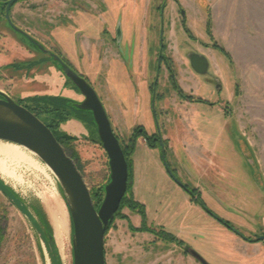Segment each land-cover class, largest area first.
<instances>
[{
    "label": "rangeland",
    "instance_id": "rangeland-1",
    "mask_svg": "<svg viewBox=\"0 0 264 264\" xmlns=\"http://www.w3.org/2000/svg\"><path fill=\"white\" fill-rule=\"evenodd\" d=\"M104 1L107 5L101 7L94 0L17 3L11 12L29 35L12 30L0 32V91L28 109L45 110L37 113L38 119L45 125H55L57 137L73 138L64 142L63 148L72 157L98 207L104 195L102 186L109 177L108 158L91 113L76 108L83 101L82 94L53 55L63 58L87 77L114 133L123 142L136 125L144 126L148 133H153L158 125L167 139L164 161L178 182L200 189L207 210L228 221L235 230L244 234L259 231L264 222V117L260 118L261 124L253 125L249 111L254 112V92H264L262 80H251L262 71L257 64L264 62V53L231 50L232 38L227 29L217 34V0H137L140 13L133 14L125 7L126 0L113 6ZM163 1L168 3L164 11L165 54L171 58L169 67L182 93L170 85L163 68L157 99L150 106L148 96L136 83L153 81L155 55L151 49L147 54L145 51L148 46L158 47L161 24L155 8ZM127 2L128 7H133L134 0ZM146 5L150 8L145 18ZM228 6L230 9L231 4ZM181 10L185 12L183 20ZM107 11L113 13L110 24L104 22ZM140 17L139 28L146 29L142 36L134 30ZM116 18L121 25L122 38L116 45L120 51L114 41ZM182 21L188 32L182 29ZM30 38L44 49L35 48ZM188 52L207 59V75L219 79L220 93L211 80H205L206 76L191 71ZM124 55L129 56L125 64ZM190 94L207 101L222 100L230 117L222 115L220 105L210 107L184 99ZM216 121L223 124L222 131L215 130ZM130 159L132 196L144 206L148 231L162 237L163 228L185 241L189 238L192 249L209 264L226 259L227 253L216 246L225 230L217 228V223L201 212L166 174L158 151L139 140ZM15 173L20 181H8L7 186L34 214L42 216L53 234L55 217L64 218L65 256L67 264H72L71 220L56 178L35 155L31 165L19 166ZM141 222L136 211L127 207L119 211L105 234L106 264H180V250L157 243L154 234L135 231ZM0 234V264H46L36 232L1 193ZM202 238L208 239L207 244Z\"/></svg>",
    "mask_w": 264,
    "mask_h": 264
},
{
    "label": "water",
    "instance_id": "water-1",
    "mask_svg": "<svg viewBox=\"0 0 264 264\" xmlns=\"http://www.w3.org/2000/svg\"><path fill=\"white\" fill-rule=\"evenodd\" d=\"M16 1L11 0L7 10ZM6 18L8 19L7 15ZM31 41L35 46L36 41L34 39ZM53 56L59 68L82 94L83 101L76 108L91 113L99 141L108 158L109 177L102 186L104 195L101 203L98 207L94 206L90 191L76 164L66 154L47 125L26 107L19 105L1 91L0 142L16 144L33 153L56 178L71 220L72 264H106L105 233L127 190V162L94 90L57 56ZM190 64L200 75L205 74L208 68V61L202 55L193 54L190 57ZM0 193L29 221L42 246L46 264H60L54 234L44 231L36 214L1 178Z\"/></svg>",
    "mask_w": 264,
    "mask_h": 264
},
{
    "label": "flooded vegetation",
    "instance_id": "flooded-vegetation-1",
    "mask_svg": "<svg viewBox=\"0 0 264 264\" xmlns=\"http://www.w3.org/2000/svg\"><path fill=\"white\" fill-rule=\"evenodd\" d=\"M10 1L11 0H0V32L1 31L9 32L10 30H12L14 32H20L24 35H26V34L29 35L27 32H25L21 29L22 27H20L19 23L15 20V18L13 16V12H11L12 8L17 3L24 1V0H17L13 4H11L7 10V6H8V3ZM107 1L109 3L111 2V6H113L117 1H119L121 3L122 0H107ZM127 1L128 0L125 1V5H126L125 7H127L131 11V14L140 13L139 7L137 6V0H134L133 7H131V6L128 7ZM175 1L176 0H172V2H175ZM94 2L96 4V6H100V7L102 6V4L107 5L104 0H94ZM167 4L168 3L166 1L159 2L155 8L157 11V14L159 16V17H157V20L161 24V35L158 36V43H157L158 47H157V49L154 48V46H152L153 47L152 48L150 46L147 47V45H146L147 49H146L145 53L147 54L149 52V49H151L150 50L151 54L153 53L155 55L152 58V63L155 66V73H154L153 78L151 79L153 81L148 83L147 80H138L139 83H136V85L144 92L145 96H148V98H149L148 100H150L149 101L150 106H151V104H153L154 99H157L159 74L161 73V70L163 68H165L166 73H167L166 79L170 82V85L173 88H174V86L172 84V81L175 84V80H177L174 76V73L172 72V69L169 67V63L171 62V58L166 56V54H165L166 45L163 42L164 33H165L164 11L166 9ZM149 6L150 5H148V7H147V5H146V12L144 14L145 18H146V14L150 8ZM112 14L109 11H107L105 13V15H106V19L104 21L105 23L110 24ZM180 14H181L182 20H183L184 16H185V12L183 10H181ZM6 15L8 16V19L6 18ZM141 16H142V13H141ZM140 20H141V17L139 18V22L134 29L135 33L137 32L138 36H142L143 34L146 33L145 28H143V27L139 28L140 27ZM181 26L185 32H188V28L186 27V24L184 21H182ZM98 27H99V25H98ZM121 38H122L121 37V25H120V22L117 21V18H116V22L114 25V41H115V47L117 48V50H119V48L116 45L119 44V41L121 40ZM35 43H36L35 48H37L38 50H43L42 45L40 43H37V42H35ZM21 44L25 49H27V51H29L24 42H22ZM133 50H134V48L132 49V51ZM220 53H222V52L220 51ZM193 54L201 55V54L195 53V52L194 53L188 52L186 54L187 55L186 57L188 59L191 71L198 76H202V77L206 76L205 80H211L212 81L211 83L212 84L214 83V85L217 88L216 90L220 93L221 92V90H220L221 86L219 83V79L207 75L208 74V68H207L206 73L203 75L197 74L192 69L191 64H190V57ZM29 55H30V52H29ZM124 56L126 57L125 61H124V64H125L129 60V56H127V55H124ZM58 58L72 72H74L76 75H78L80 78H82L83 80H85L87 82V80H88L87 77L83 76L81 73H78L77 70H75V68L72 66L71 63L65 61L63 58L62 59L60 57H58ZM208 65H209V62H208ZM232 96H234V94H232ZM184 99H186L187 101H189L193 104H195V103L206 104L210 107H214L216 104L220 105V112L222 113V115H224L225 117H230V113L228 112L227 107L226 106L224 107V105H222V103H221L222 100L221 101L218 100L216 102L215 101H207V100H204L202 98L193 97L191 94L188 96H185ZM131 100L133 101V98H131ZM137 101H138V99H136V102ZM29 110L33 111L31 113H33L35 116H37V113L45 111L39 107L29 109ZM47 111H48V109H47ZM231 116H232V113H231ZM47 127L50 129L51 132H54V130L56 129V126L53 124H49V125H47ZM129 133H130L129 137H128V140L126 142H123L120 139V137L117 134H115L118 141H119L121 148L126 149V148H129V146L134 145V150H135L136 145L139 142V140H142L148 148L155 149L156 151H158L159 156L164 163L166 174L169 175V177L175 182V184L186 194V196L193 202V204H195V206L201 210V212H204L207 216L211 217L213 219V221H215L217 223L216 224L217 228L221 227L223 229V231L225 230L224 232H222V237L219 239V241L216 242V246L220 245L223 248H225L226 250L227 249L230 250L232 247L235 246V244L233 243V240L235 238L245 245H248V246L260 245L262 248H264V222L261 223V229L259 231L253 230V231H250V234L241 233L240 231L235 230L233 228V226H231L229 224L228 221H225L224 219L218 218L211 211L207 210V207H206V205L202 199L203 194H202V191L200 189H195L194 187H191V186H188V185H185L183 183L178 182L177 178L175 177L173 170H171L169 165L167 163H165V161H164L165 160V153H167V139L163 137L162 129H160L158 125H156V130L153 133H148L146 131L145 127L142 125H136L135 127H132V129ZM132 155H133V153H132ZM163 157H164V160H163ZM132 184H133V179H132ZM141 227H142V222H141V225H139V228H141ZM160 229L163 232V234H167L171 240H167L164 237H161L158 235L156 236L154 234V232L153 233L147 232V231H143V232H145L147 234H151L152 236L154 234L155 236H153V237L156 241H158L157 243L162 242V243L170 244V246L174 247L175 249L180 250L181 251L180 260H179L180 264H209L203 259V256L199 255L196 251H194L192 249L190 243L187 242V241H189V238H187V241H185L184 238L180 239L178 236L171 234V233H168L163 228H160ZM104 240H105V238H104ZM207 241H208L207 238H202V242L204 244H207ZM104 254H105V249H104ZM216 264H264V253L256 255V254H253L251 252V253H249L248 258L242 259L238 255H235L231 252H228L227 258L220 260L219 263H216Z\"/></svg>",
    "mask_w": 264,
    "mask_h": 264
},
{
    "label": "crops",
    "instance_id": "crops-1",
    "mask_svg": "<svg viewBox=\"0 0 264 264\" xmlns=\"http://www.w3.org/2000/svg\"><path fill=\"white\" fill-rule=\"evenodd\" d=\"M229 4H231L230 9ZM215 6L217 34L219 35L221 30L227 29L232 38L229 47L233 52L264 53V0H217ZM257 66L262 71L255 73L251 80L264 82V62H259ZM253 100L254 104L251 106L254 112L250 110L249 115L251 123L257 125L262 123L260 118L264 117V92H254ZM216 126V131H222L224 128L223 124H218L217 121ZM253 130L257 129L253 128ZM261 139V143L264 145V137ZM261 163L264 164V154H262ZM233 243L235 246L230 250H226L220 245L218 247L226 253L231 252L238 255L242 259L248 258L251 252L256 255L264 253V248L260 245L248 246L235 238Z\"/></svg>",
    "mask_w": 264,
    "mask_h": 264
},
{
    "label": "bare ground",
    "instance_id": "bare-ground-1",
    "mask_svg": "<svg viewBox=\"0 0 264 264\" xmlns=\"http://www.w3.org/2000/svg\"><path fill=\"white\" fill-rule=\"evenodd\" d=\"M34 154L25 148L6 142H0V178L7 184L8 181L18 183L20 178L15 169L19 166H28L33 162ZM21 183V182H20ZM54 237L58 246L62 264H67L63 235L65 233V221L61 216L54 219Z\"/></svg>",
    "mask_w": 264,
    "mask_h": 264
},
{
    "label": "trees",
    "instance_id": "trees-1",
    "mask_svg": "<svg viewBox=\"0 0 264 264\" xmlns=\"http://www.w3.org/2000/svg\"><path fill=\"white\" fill-rule=\"evenodd\" d=\"M222 53H224V51L222 49H219ZM172 84L174 86V88L177 90L178 89V92L179 93H182L180 88H177L176 87V84H174V82L172 81ZM29 110V109H28ZM56 109H53L52 111H55ZM31 111V110H30ZM33 112V111H31ZM53 135L55 136L56 140L62 144V146L65 145L64 142H70L73 140V138L71 137H68V136H61V137H57L55 135L54 132H52ZM123 150V153H124V156H125V160L127 162V167H128V182H127V190H126V193L125 195L123 196L122 200H121V203H120V206H119V209L118 211L116 212L114 218L117 216V214L119 213V211L123 208V207H127L129 209H131L132 211H136L142 218V227L139 228V229H136L135 231H147V232H151L153 233L154 231L150 230L148 231V229L145 227V211H144V207L142 204H139L137 201H135L133 199V196H132V191H131V187H132V179H133V167H132V161L130 159V156L132 155L133 151H134V145H131L129 146V148H126V149H122ZM70 156V155H69ZM71 157V156H70ZM72 158V157H71ZM95 207H97V205H94ZM36 214V213H35ZM36 216L38 217V219L40 220L43 228H44V231L47 232V233H51V230L49 229L48 225L44 222L42 216L40 214H36ZM113 222V220H112ZM111 222V224H112ZM110 224V225H111ZM110 225L109 227L107 228L106 232L109 230L110 228ZM165 239L167 240H171L170 237L165 234L164 236ZM1 243H2V235L0 234V248H1Z\"/></svg>",
    "mask_w": 264,
    "mask_h": 264
}]
</instances>
